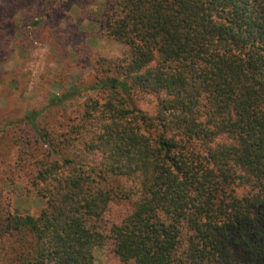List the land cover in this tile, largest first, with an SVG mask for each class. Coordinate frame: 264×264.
I'll use <instances>...</instances> for the list:
<instances>
[{
    "label": "trees",
    "instance_id": "1",
    "mask_svg": "<svg viewBox=\"0 0 264 264\" xmlns=\"http://www.w3.org/2000/svg\"><path fill=\"white\" fill-rule=\"evenodd\" d=\"M102 21L122 55L93 95L28 113L46 150L1 178L46 203H0L3 263L96 264L110 244L122 264H264V0H107ZM79 98L72 124L40 128ZM114 204L130 212L105 226Z\"/></svg>",
    "mask_w": 264,
    "mask_h": 264
},
{
    "label": "rangeland",
    "instance_id": "2",
    "mask_svg": "<svg viewBox=\"0 0 264 264\" xmlns=\"http://www.w3.org/2000/svg\"><path fill=\"white\" fill-rule=\"evenodd\" d=\"M106 1L0 0V203L6 201L13 213L36 216L46 205L26 188L24 179H17L12 188H5L1 179L30 178L29 169L46 150L26 120L28 113L47 110L55 96L73 90L93 95L89 89L96 82L97 62L119 57L125 50L103 31ZM46 13L50 18L35 27L33 23ZM82 101L48 110L46 118L39 119L40 128L59 130L72 124ZM128 212V205L114 204L103 225L120 221ZM94 254L96 264H122L110 244L97 247ZM2 257L0 251V264Z\"/></svg>",
    "mask_w": 264,
    "mask_h": 264
}]
</instances>
